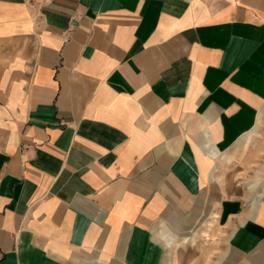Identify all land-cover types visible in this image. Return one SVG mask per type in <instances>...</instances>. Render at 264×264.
Segmentation results:
<instances>
[{
    "label": "crops",
    "instance_id": "0c3cea01",
    "mask_svg": "<svg viewBox=\"0 0 264 264\" xmlns=\"http://www.w3.org/2000/svg\"><path fill=\"white\" fill-rule=\"evenodd\" d=\"M191 205L264 264V0H0V264H200Z\"/></svg>",
    "mask_w": 264,
    "mask_h": 264
},
{
    "label": "rangeland",
    "instance_id": "374dc122",
    "mask_svg": "<svg viewBox=\"0 0 264 264\" xmlns=\"http://www.w3.org/2000/svg\"><path fill=\"white\" fill-rule=\"evenodd\" d=\"M179 214V221L174 223L173 232L178 233V235L186 232L185 235L189 236L194 235L197 229L199 234H197V238L194 241L179 242L177 245L182 249L189 247L191 253L194 252L196 254L197 252L200 264H208V258L212 255V250L215 247L218 250L219 247L222 248L225 245V239L220 235L217 225L214 224V220L210 216L212 213L208 208H202L201 205H195L194 207L191 205L189 211ZM177 238H180V236H177ZM174 249L176 252V246Z\"/></svg>",
    "mask_w": 264,
    "mask_h": 264
},
{
    "label": "built area",
    "instance_id": "2783aa9c",
    "mask_svg": "<svg viewBox=\"0 0 264 264\" xmlns=\"http://www.w3.org/2000/svg\"><path fill=\"white\" fill-rule=\"evenodd\" d=\"M38 1L47 2V1H49V0H38Z\"/></svg>",
    "mask_w": 264,
    "mask_h": 264
}]
</instances>
